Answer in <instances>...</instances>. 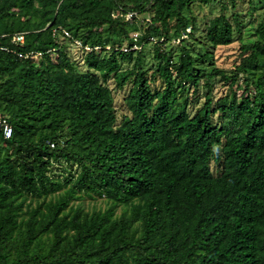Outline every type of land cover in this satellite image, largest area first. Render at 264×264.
<instances>
[{"label": "trees", "instance_id": "obj_1", "mask_svg": "<svg viewBox=\"0 0 264 264\" xmlns=\"http://www.w3.org/2000/svg\"><path fill=\"white\" fill-rule=\"evenodd\" d=\"M211 1L0 0V264H264V22L233 75L204 72L186 44ZM205 37L234 43L224 12ZM111 81L132 84L121 116ZM86 196L108 207L72 206Z\"/></svg>", "mask_w": 264, "mask_h": 264}, {"label": "rangeland", "instance_id": "obj_2", "mask_svg": "<svg viewBox=\"0 0 264 264\" xmlns=\"http://www.w3.org/2000/svg\"><path fill=\"white\" fill-rule=\"evenodd\" d=\"M190 12L195 18V25L198 32L192 37V39H190L191 42L186 45L191 49L195 61H198L200 65L199 67L204 72H212L213 69L218 68L225 71L228 75H233L236 66L241 62L242 47L244 45H252L260 39L258 32L260 24L264 22V0H238L235 9L229 5L224 10L221 0H214L210 3L195 2L190 7ZM223 12L234 27L235 41L230 46L214 47L207 41L205 32L209 22ZM234 13L238 14L237 19L233 18ZM113 15L116 19L124 18V16L118 11H114ZM115 38L119 39V36ZM147 48H150L151 50ZM169 48L172 49L173 53L180 51V48L177 47L172 48L169 46L168 49ZM152 49V45H146V51L152 53ZM69 50L74 63L80 68L78 70L81 73L89 71V68L83 64L85 53H83V51L75 44H73ZM53 55H55L54 52ZM103 55L105 56L106 54ZM134 63L135 61L125 60L121 62V68L123 70L132 69ZM219 79L220 78L215 79L216 85H219L217 87V95L227 92V87L222 82H218L220 81ZM110 86L114 89L118 114L121 116L122 113H126L124 99L129 94L132 84L128 82L122 90L115 89L113 81L110 82ZM55 169V174L62 176L69 173L71 166L63 163L55 166ZM48 200H50V198ZM40 203H42V200L38 201L34 199L31 204L30 200L27 202L32 208H35ZM72 206H81L86 212H92L94 210L106 209L108 207V202L105 198L92 199L86 196L81 200L72 202ZM117 213H122V207L117 209Z\"/></svg>", "mask_w": 264, "mask_h": 264}, {"label": "built area", "instance_id": "obj_3", "mask_svg": "<svg viewBox=\"0 0 264 264\" xmlns=\"http://www.w3.org/2000/svg\"><path fill=\"white\" fill-rule=\"evenodd\" d=\"M135 14L133 13H129L127 15H125V18L126 20H130L133 18ZM58 31H55V34L57 33ZM191 32V27H189L187 29V34H184L181 38H179L178 40H176L175 42L177 44H182L183 40L184 39H187L188 38V33ZM62 34L64 35V37L66 38H71V34L64 30L62 32ZM25 34L24 33H20V34H17L13 37V41L16 42L17 44H23L24 43V37ZM134 46L132 47H122V48H116L115 50H120L121 52H124V53H130L131 51H138V50H141L142 46H140V44L138 43L139 42V38H140V34L137 33V34H134ZM151 41L153 42V39H151ZM74 44L79 47L82 51H86V52H89L91 49L86 47L84 48L82 43L80 41H75ZM97 50H99V47L96 48ZM108 50H110V47H107ZM2 50H6L5 48H2ZM39 56L41 55L40 53L38 54ZM0 132H2L3 134V137L5 140H9L12 138V135H13V127L10 123V120L9 118L6 116V115H3V114H0ZM54 146V145H52Z\"/></svg>", "mask_w": 264, "mask_h": 264}]
</instances>
